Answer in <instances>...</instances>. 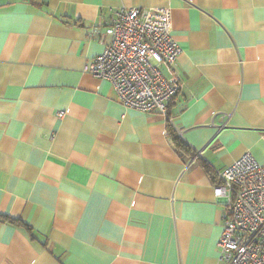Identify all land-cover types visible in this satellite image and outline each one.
Here are the masks:
<instances>
[{
	"label": "crops",
	"instance_id": "1",
	"mask_svg": "<svg viewBox=\"0 0 264 264\" xmlns=\"http://www.w3.org/2000/svg\"><path fill=\"white\" fill-rule=\"evenodd\" d=\"M123 5L170 9L168 118L86 70ZM247 151L264 164V0H0V264H220L214 188Z\"/></svg>",
	"mask_w": 264,
	"mask_h": 264
},
{
	"label": "built area",
	"instance_id": "2",
	"mask_svg": "<svg viewBox=\"0 0 264 264\" xmlns=\"http://www.w3.org/2000/svg\"><path fill=\"white\" fill-rule=\"evenodd\" d=\"M91 34H109L111 40L86 70L110 80L126 107L168 118V102L179 85L164 75L162 66L175 68L183 51L173 36L170 9L123 5ZM219 176L214 190L225 199L220 264H264V164L247 151L222 168Z\"/></svg>",
	"mask_w": 264,
	"mask_h": 264
},
{
	"label": "trees",
	"instance_id": "3",
	"mask_svg": "<svg viewBox=\"0 0 264 264\" xmlns=\"http://www.w3.org/2000/svg\"><path fill=\"white\" fill-rule=\"evenodd\" d=\"M168 130H169L170 136L173 140V143L178 150H183L185 152L190 151V147L188 146V144L184 141L182 136L176 131V129L172 126L171 123H168ZM3 217H6V216H3ZM7 218L13 222H16V223L24 226L26 229L30 230L29 225L27 223L23 222L21 219L14 218V217H7Z\"/></svg>",
	"mask_w": 264,
	"mask_h": 264
}]
</instances>
